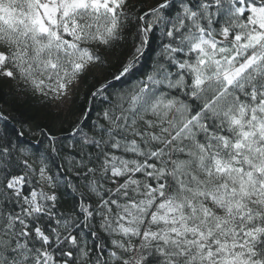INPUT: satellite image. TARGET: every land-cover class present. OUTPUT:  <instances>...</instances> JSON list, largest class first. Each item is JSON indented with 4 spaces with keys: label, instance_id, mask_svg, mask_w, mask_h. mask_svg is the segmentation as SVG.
Returning <instances> with one entry per match:
<instances>
[{
    "label": "snow or ice",
    "instance_id": "obj_1",
    "mask_svg": "<svg viewBox=\"0 0 264 264\" xmlns=\"http://www.w3.org/2000/svg\"><path fill=\"white\" fill-rule=\"evenodd\" d=\"M144 2L0 0V76L107 70L67 143L0 137V264H264V0Z\"/></svg>",
    "mask_w": 264,
    "mask_h": 264
},
{
    "label": "trees",
    "instance_id": "obj_2",
    "mask_svg": "<svg viewBox=\"0 0 264 264\" xmlns=\"http://www.w3.org/2000/svg\"><path fill=\"white\" fill-rule=\"evenodd\" d=\"M140 0H129L130 4L139 3ZM150 5V0H145L144 8ZM150 63L148 58L144 61L147 68ZM112 68L111 71H115ZM107 75V70L97 68L96 71L88 72L81 80L80 87L75 91L69 108L65 113H60L51 105L48 99L39 95H33L30 90L23 86H14L11 79L0 76V113L8 117L6 121L0 120V137H8L14 141L19 140L21 147L33 150L35 158L38 153L48 151V134L54 135L60 141L67 143L70 139L69 132L77 122L81 114L87 117L90 113L91 119L85 122L90 126L91 120L95 119L93 108L99 107V102L92 103L91 91L101 74ZM38 129H43L40 134ZM23 131L24 135L18 134ZM57 148H62L57 143ZM60 157H55V165H60ZM68 201L65 202V206Z\"/></svg>",
    "mask_w": 264,
    "mask_h": 264
},
{
    "label": "rangeland",
    "instance_id": "obj_3",
    "mask_svg": "<svg viewBox=\"0 0 264 264\" xmlns=\"http://www.w3.org/2000/svg\"><path fill=\"white\" fill-rule=\"evenodd\" d=\"M96 69L97 68H94L91 71L93 70L96 71ZM11 81L14 86H23L22 84H18L15 80L11 79ZM79 87H80V84L66 98L59 99V100H51V99H48V100L51 103V105L56 108L55 110L63 114L69 108V105L72 101V97L74 96L73 94L75 93L76 90L79 89Z\"/></svg>",
    "mask_w": 264,
    "mask_h": 264
}]
</instances>
